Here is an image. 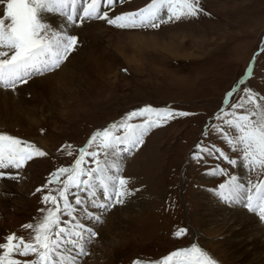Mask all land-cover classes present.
<instances>
[{"label": "rangeland", "instance_id": "obj_1", "mask_svg": "<svg viewBox=\"0 0 264 264\" xmlns=\"http://www.w3.org/2000/svg\"><path fill=\"white\" fill-rule=\"evenodd\" d=\"M151 2L114 0L111 5L105 2L102 11L114 18ZM199 6L197 16L174 19L155 28H117L105 20H77L79 26L72 25L70 34L78 37L75 50L58 69L28 82L32 85L52 74L54 83L60 78L67 81L75 72L71 83H57L55 96L39 90L37 94L32 87L27 90L28 83L17 87H21V97L19 89L0 87V95H12L13 102L22 98L18 110L21 108L26 120L7 119L0 123V133L31 142L46 153L19 170H3L18 179H0V243L10 234L29 238L30 230L23 225L35 224L46 214L42 210L53 207L51 201L43 202V196H58L56 190L67 180L64 175L58 183H49L52 173L73 167L79 149L86 147L96 132L120 125L130 113L151 107L189 115L152 126L137 148L129 150L127 144H120L103 149L98 138L88 149L99 153L101 166L105 161L111 164L113 158L118 160L119 175L130 181L132 195L115 203L106 199L99 186L87 191L83 185L79 190L70 189L68 198L77 208L73 214L77 219H62L70 222L68 227L72 223L83 226L75 229L84 237L79 241L84 242V254L78 263L158 264L172 252L196 244L218 264H250L252 257L247 252L232 254L229 250V244L242 237H230L225 231L232 218L226 212H249L240 203L223 202L216 192L231 176L246 186L249 181L264 180V176L249 171L216 129L226 127L233 111L243 112L232 104L251 107L244 89H251L257 98L264 96V0H200ZM137 37L151 44H134ZM146 118L138 116L127 122L141 125ZM113 134L122 137L124 128ZM216 149L238 164L230 165ZM82 167L96 168V163L85 156ZM217 168L225 169L227 175H213ZM115 173L116 168H110L109 174ZM95 189L98 196L92 193L87 197ZM77 194L82 199L79 206L75 204ZM103 203L112 206L95 213L97 205ZM59 205L63 206V200ZM249 214L264 226L258 216ZM223 218L228 225L220 221ZM235 226L232 230L239 232L241 226ZM181 228L186 231L177 237L175 233ZM89 231L95 233L91 240Z\"/></svg>", "mask_w": 264, "mask_h": 264}, {"label": "snow or ice", "instance_id": "obj_2", "mask_svg": "<svg viewBox=\"0 0 264 264\" xmlns=\"http://www.w3.org/2000/svg\"><path fill=\"white\" fill-rule=\"evenodd\" d=\"M111 5L114 0H0V87L13 91L19 85L27 84L36 76H43L47 72L55 71L73 52L78 43V37L67 31L77 20L83 23L88 20H105L109 25L117 28L159 27L160 24L181 18H191L201 12L200 0H152L145 8L136 12H126L114 18L102 11L105 4ZM51 15L61 18V25L54 27L48 20ZM167 17V20L165 19ZM264 51V49H262ZM247 101L245 104H232L234 109L232 119L225 121V128L218 131L225 143L233 152H237L240 160L249 171H256L258 176H264V96L257 98L251 89H244ZM232 93L228 94L231 97ZM227 99V98H226ZM189 113H175L171 109H153L145 107L128 115L127 120L120 124H113L110 129L96 132L88 145L79 149V158L70 168H59L52 173L49 183H58L60 177L66 175L67 180L62 188L56 191L58 196L45 195L43 202L51 201L53 207L45 210L46 214L38 217L35 224L23 225L30 230L29 238L10 234L5 237V243H0V264H77L76 256L71 254L72 248H77V255L84 254V248L79 244L83 239L82 225L72 223L63 217H70L74 222L77 217L73 214L77 208L68 198L72 188L79 190L81 185L88 189L99 186L106 194L108 201L123 203L124 198L132 195L128 185L130 181L119 175V167L108 165L105 161L101 166L97 159L99 153L89 152L88 149L99 138V146L103 149H113L116 145L127 144L129 150L143 144V137L152 126L173 119L175 116H187ZM147 117L143 124L133 125L135 117ZM153 116L155 117L153 119ZM217 116V119H220ZM124 128L125 134L114 136V130ZM231 130V131H229ZM71 148V146H67ZM205 151V149H201ZM230 165L236 166L238 161L231 159L220 149H216ZM72 153L69 152V155ZM46 153L35 144L21 140L10 134L0 133V179H18L17 176L6 173L5 169H21L35 157H44ZM85 156H91L96 168L82 167ZM199 159V157H197ZM115 167L116 173L109 174L110 168ZM213 175H227L225 169L217 168ZM87 176L88 179H82ZM216 194L229 204H242L244 208L264 221V180L249 181L248 185L240 183L236 176H231L225 183H220ZM38 191H40L38 189ZM63 200V206L59 205ZM77 206L82 199L77 194ZM107 210L111 203L97 205ZM98 219V218H97ZM185 229H179L175 235L180 237ZM95 236L89 231V240ZM29 257L33 259L21 260L15 257ZM133 264H141L134 261ZM158 264H218L205 250L193 244L189 248L176 250L164 257Z\"/></svg>", "mask_w": 264, "mask_h": 264}, {"label": "bare ground", "instance_id": "obj_3", "mask_svg": "<svg viewBox=\"0 0 264 264\" xmlns=\"http://www.w3.org/2000/svg\"><path fill=\"white\" fill-rule=\"evenodd\" d=\"M48 20L49 22L54 26V27H57V26H60L61 25V18L59 16H56V15H51L48 17ZM68 33L71 34L73 32V29H72V25L68 27L67 29ZM136 43H141L142 45L144 46H149V44H151V42H147V40H144V39H141L140 37H137L136 38V42H134V44ZM168 50H172L171 47H168ZM132 60V59H131ZM75 73V72H74ZM73 73V75H74ZM80 73V72H79ZM72 75V76H73ZM82 75V74H81ZM55 76V74H52V75H49L48 77H46L45 80H40L39 81H36L35 83H32V85H30L29 83V86H25L28 90V88H31L32 87V90L34 92H37L38 94V90L41 91V93H45V92H48L50 93L52 96H55L57 95L56 93V85L57 83H60L62 84L63 86H65L68 83H71L73 80V77L69 75V79H66L65 78H60V80L57 82V83H54L53 79ZM75 78V77H74ZM82 78V76L80 77ZM77 79V78H76ZM24 87V88H25ZM21 88V87H20ZM20 88H16V90L19 89V93H17V95H19V97L22 96V94H20ZM23 88V89H24ZM25 88V89H26ZM24 89V91H25ZM15 90V91H16ZM8 91V90H7ZM23 91V90H22ZM8 94V93H7ZM14 96V95H13ZM3 97V98H2ZM37 97V96H36ZM40 97V96H38ZM4 100V103H0V108L4 109V111L2 110L0 112V123L2 122L3 124L7 122V119L9 120H17L18 122H22V123H26V120L25 118H23L20 114V110H18V108L20 107V105L22 104V98L19 99L20 102H13L12 101V95L11 96H1L0 95V101L2 99ZM15 98V97H14ZM42 98V97H41ZM36 99V98H35ZM17 100V99H16ZM18 101V100H17ZM3 104V105H2ZM4 106V107H3ZM9 111H7V109H9ZM6 109V110H5ZM13 112H12V111ZM27 110V109H25ZM7 111V112H6ZM26 112V111H24ZM9 113V114H8ZM25 114V113H24ZM5 115V116H4ZM2 124V125H3ZM48 145V144H47ZM110 158H113L112 156H110ZM118 160L116 159H112L111 161V164H108V165H118ZM115 168V167H113ZM12 172V171H11ZM10 172V173H11ZM7 173V171H6ZM17 175V174H16ZM14 176V175H13ZM1 180H5V179H1ZM12 180V179H11ZM96 190V191H95ZM93 191H90L89 194L87 195V197H89L90 195H93L94 196H98V194L96 195L95 193H97V190L98 189H95ZM95 191V192H94ZM101 195V194H100ZM2 199V198H1ZM4 203V202H3ZM6 206V205H5ZM3 208V207H2ZM5 208V207H4ZM206 208V207H205ZM6 209V208H5ZM104 209V208H103ZM80 210V208H79ZM97 211L100 213L104 210H101L100 207H97V209H95V213H97ZM133 211V210H132ZM136 211V210H135ZM233 212H231V210L229 211V213H225L227 216L228 215H232V218L230 219V221H228L230 223V226L226 227V232H227V235L230 236V237H237V238H241L240 240L236 241L234 240V242H231L229 244V250L233 251V253L237 252H241V253H244V252H247V254H249L252 259L249 261L250 264H264V226L258 221V219L255 217V216H252L251 214L247 213L246 211H236V210H232ZM93 212V211H92ZM224 214V215H225ZM223 215V214H222ZM218 220V219H217ZM225 218L221 219L220 221H222L223 223H226L225 222ZM217 222V221H216ZM229 223H226V225H228ZM216 224V223H215ZM214 225V224H213ZM241 226V230L239 232H235V230H232L231 226ZM219 226V225H218ZM218 226H216L213 230H215L216 228H218ZM225 226V224H224ZM235 226V228H236ZM222 229V227H220ZM231 228V229H230ZM237 229V228H236ZM239 229V228H238ZM103 230V229H102ZM101 230V232H103ZM247 235V236H246ZM245 237V238H243ZM84 238V237H83ZM84 241V240H83ZM80 245H84V242H79ZM84 248V246H83ZM76 248H72L71 249V254L73 256H76V259H77V264H79L78 262L80 260H82V254L81 257L80 255H77V252H78V249ZM242 258V257H241ZM243 263V262H242Z\"/></svg>", "mask_w": 264, "mask_h": 264}]
</instances>
